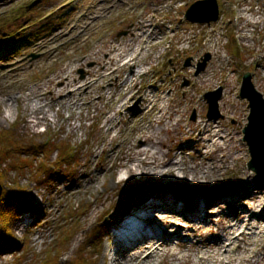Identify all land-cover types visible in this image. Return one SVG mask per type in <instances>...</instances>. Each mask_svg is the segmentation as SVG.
I'll use <instances>...</instances> for the list:
<instances>
[{"label":"rangeland","instance_id":"1","mask_svg":"<svg viewBox=\"0 0 264 264\" xmlns=\"http://www.w3.org/2000/svg\"><path fill=\"white\" fill-rule=\"evenodd\" d=\"M198 1L201 0L0 1V50L5 48L4 44L9 39L20 42L25 34L34 35L24 47H19L7 57H0V108L11 105L15 121L9 125L0 111V134L12 132L7 135L18 136L23 146L32 142L41 145L36 150V157L32 155L33 149L21 148L9 153L4 165L11 171L7 180L0 182L3 191L20 187L28 206L27 211L20 212L12 222L16 249L0 253V264H44L48 260L47 253L54 256L56 250L61 251L60 264H75L81 258L103 264V254L108 247L107 235L101 233L104 222L112 217L115 209L118 212L138 188L145 192L148 190L146 185H117V174L121 172L122 165L129 162L125 156L136 144L137 130L141 126L157 127V124L150 123L152 116L135 119L144 92L157 95L158 89L164 90L166 104L171 108H168L169 113L172 109L184 112L181 142L176 144L178 139L176 142L167 139L165 153L171 151L170 158L173 154L174 160L184 157L190 167L206 162L208 149L196 146L200 131L193 124L221 121L227 135L231 134L230 139L239 150L240 159L237 162L229 160V167L225 166L226 169L220 173L222 181L216 184L217 190L243 185H253V188L254 184L264 187V183L247 166L251 157L243 141V131L248 125L250 110L248 101L240 97L244 74L250 73L257 92L264 98V0H218L221 17L210 25L186 20L187 10ZM248 8L252 13L245 12V16L252 18V22L260 20L262 23H244L240 12L242 15V11ZM258 8L261 14L256 13ZM143 22H150L152 31L156 28L154 35L159 40L150 44L149 54L140 62L147 74L136 86L139 95L124 101V92L117 91L119 82L133 73L132 68H122L119 69L120 80L117 81L115 75L104 78L87 96L82 91L77 92L75 96L81 100V106L73 111L47 95L50 106L44 111L48 121H43V116L38 115L33 121L39 120V123L29 126L31 108L25 106L22 97L30 89L53 74L66 70L67 66V74H71L72 79L85 81L88 73L93 74L94 69H100L96 62L90 61V55L101 50L99 59L103 61L104 47L114 43L116 47L122 45L128 49L127 45L133 47L134 42L142 44L147 39L146 36L133 38L134 34H144ZM24 28L28 29L22 31ZM243 33L249 38L241 40ZM216 43L218 47L214 49ZM52 54L54 57H50ZM207 56L210 59L205 70L197 74ZM86 57L88 59L82 64H72L73 60ZM201 74L204 78L199 79ZM206 77L213 81L201 83ZM92 78L90 76L88 80ZM59 85L58 82L51 83L46 93L50 94ZM104 90L106 98L100 100ZM185 90H189V95L184 94ZM209 94L211 96L207 99ZM211 98H218L217 110L213 113L217 117L215 119L209 117ZM120 105L121 112L115 121L107 123ZM114 125L120 127L112 131ZM72 126L77 128L72 130ZM62 143L68 150L75 151L73 159L63 162L65 167H60V157L64 155L62 149L49 152L53 144L65 147ZM111 152L114 153L110 156ZM199 152L203 153L200 157ZM52 166L60 167L59 175L65 176L55 175L56 170L52 171ZM82 173H105L101 178L102 182L106 179V184L96 191L90 190L87 178H84L86 181L81 180ZM42 174L45 176L41 177ZM78 181H83V184L77 186ZM202 190L207 191L208 188ZM107 193L111 194L114 203L93 214L98 196ZM218 197L212 200L206 213L220 210L218 204H222L224 198ZM261 202L264 205V197ZM248 205L252 206V203H242L241 206ZM229 212L221 207V215H229ZM214 218L219 220L217 216ZM93 235L97 238L90 241ZM99 237L102 242L97 249L95 245ZM89 241L92 246L88 245ZM92 251L95 252L92 254Z\"/></svg>","mask_w":264,"mask_h":264},{"label":"bare ground","instance_id":"2","mask_svg":"<svg viewBox=\"0 0 264 264\" xmlns=\"http://www.w3.org/2000/svg\"><path fill=\"white\" fill-rule=\"evenodd\" d=\"M245 12L252 13V9L243 10L242 15L240 12L244 23L249 24L252 18H247ZM256 13L261 14L259 8ZM143 15L144 12L141 16ZM252 23L262 22L258 20ZM141 26H144V34H134L133 38L146 36L147 39L142 44L132 42L133 47L127 45L126 49L122 45L116 47L112 43L102 49L105 55L103 61L99 59L101 50L90 55V61L96 62V67L100 69L91 70L93 74L88 73L85 81L78 82L72 79L71 74H67L69 67L67 66L66 70L53 74L42 84L30 89L29 93L22 97L25 106L31 108L29 126H36L39 123V120L33 121L38 115L43 116V121H48L47 113L44 111L50 106L47 95L73 111L81 106V100L75 96L77 92L82 91L83 95L87 96L94 85L104 78L115 75L117 81L120 80L119 69L122 68H132L133 73L119 82L117 91L124 92L123 95L126 96L124 101L130 96L139 95L140 91L136 90V86L147 74L140 62L143 56L149 54L150 44H155L159 40L157 39L159 37L154 35L156 28L152 31L153 25H150V22H143ZM241 38L249 37L243 33ZM217 47L218 43L213 45L214 49ZM214 54L218 55L217 52ZM50 57H54V54ZM86 59L88 58L73 60L72 64H82ZM203 74L199 79L202 76L204 78ZM90 76L93 78L88 80ZM211 81L213 80L206 77L201 83ZM53 82L60 83L59 87L52 89L50 94L46 93V89ZM163 91L158 89L157 95L153 92L141 94V107L137 109L135 119L152 116L153 120L150 123L157 124V127L141 126L137 130L136 144L125 156L129 158V162L124 163L121 172L117 174V185H146L148 190L145 192L138 188L131 198L125 200L121 209L118 212L115 209L112 217L104 222L101 233L107 235L108 247L103 254V264H264V205L261 202L264 187L254 184L253 188V185L251 187L243 185L217 190L216 184L222 181L220 173L226 169L229 160L237 162L240 159L239 150H236L230 139L231 134L227 135L224 131L221 121L193 124L200 131L199 143L196 146L198 149H208L206 162L190 167L187 166L184 157L174 160L173 154L170 158L171 151L166 154L165 149L169 140L176 142L182 136L184 112L179 113L177 109H172L169 113L168 108H171L166 104L167 97L163 96ZM189 93V90L184 91L185 95ZM105 98L106 90L101 93L100 100ZM121 107L122 105L115 109V115L110 116L107 123L115 121ZM178 116L180 119H177ZM118 127L120 125H114L112 131ZM76 128L71 127L72 130ZM180 142L181 140L176 144ZM113 153L111 152L110 156ZM181 154H184L183 151ZM202 154L199 152V157ZM105 173L103 175L82 173L81 180L86 177L87 181L86 179L84 181L88 188L96 191L101 185L103 187L106 184V179L102 182L101 178ZM81 184L83 181H78L76 185ZM113 184L112 181L111 185ZM205 188L208 190L203 191ZM74 193L75 191L71 194ZM216 196L224 198L222 204H218L220 210L206 213L205 210ZM98 199L93 214L114 203L109 193L99 195ZM250 202L252 206H241L242 203ZM222 206L230 211L229 215H221ZM215 216L219 220L216 221ZM100 242L102 240L99 237L97 243ZM94 252L92 251V254Z\"/></svg>","mask_w":264,"mask_h":264},{"label":"trees","instance_id":"3","mask_svg":"<svg viewBox=\"0 0 264 264\" xmlns=\"http://www.w3.org/2000/svg\"><path fill=\"white\" fill-rule=\"evenodd\" d=\"M1 1V0H0ZM30 28V27H29ZM28 28H24L22 29V31L27 30ZM18 33H20L18 31ZM23 37V36H22ZM21 37V38H22ZM16 38V37H15ZM34 38L33 34H25L23 39L26 40L24 42V40L20 39V42L18 40L14 41L9 39L4 45L5 48L0 50V57L4 56L7 57L10 53H14L16 52V50L21 47V46H25V43H29L31 42V39ZM2 44V41L0 42ZM8 133H12L10 131H7L6 133H1L0 134V182H3L5 180H7V176L10 173L11 169L8 168L7 166L4 167L7 159H8V155L9 153H12L14 151H20L21 148L27 149V150H32L33 152V157H36V150L38 148L41 147L40 144H37L35 142H32L30 145H25L23 146L22 143L19 141V137L15 136L12 137L11 135H7ZM14 133V132H13ZM11 141L13 142V144L11 145ZM50 142H48L49 144ZM52 144V143H51ZM63 146L62 147L60 145H56L53 144L52 149L49 151H57L60 152L59 150L62 149L64 152L63 157H60V163L61 166L60 167H65L63 162H67L68 159H73L74 155H75V151L74 150H69L67 149V146L65 144L62 143ZM43 148V147H42ZM31 166L32 162H29ZM4 167V168H3ZM58 167H51V170L55 171L56 170V174L55 175H59V170H61V168ZM70 167V166H68ZM66 167V169L68 168ZM20 168V167H17ZM21 169V168H20ZM64 169V168H62ZM45 173V172H44ZM45 176L44 174L41 175V177ZM60 178H63L65 175H59ZM58 178V179H60ZM27 206L28 203L27 201L24 199V191L18 187L17 189H8L3 191V195H2V199L0 202V253L3 252H7L9 250H11L12 248L15 247L14 243H13V231H12V222L18 217L19 213L24 211H27ZM30 210V209H28ZM97 238V235H93L90 239L94 240ZM90 241L88 243V245L90 244ZM100 245L97 243L96 241V245L95 247L97 248V246ZM90 246H92L90 244ZM89 247V246H88ZM16 249V248H14ZM89 249L91 250H95L91 247H89ZM98 249V248H97ZM56 254L53 256L51 254V252L47 253V258L48 260L44 263V264H60L59 263V258H60V250H56ZM81 261H76L75 264H95L94 261L90 260H86L85 258H81Z\"/></svg>","mask_w":264,"mask_h":264},{"label":"water","instance_id":"4","mask_svg":"<svg viewBox=\"0 0 264 264\" xmlns=\"http://www.w3.org/2000/svg\"><path fill=\"white\" fill-rule=\"evenodd\" d=\"M219 17L220 13L217 0L199 1L191 6L186 13V19L189 22L197 24L210 25L211 23L217 22ZM209 59V56H207L204 63L199 66L196 72L197 74L205 70ZM210 96L209 94L206 98L208 99ZM240 97L248 101V108L250 110L248 125L243 131V141L247 144L251 157L247 166L250 171L256 174L258 180L264 183V98L254 87L252 74L250 73L244 74ZM209 101H211L209 102V117L215 119L217 117L213 113L217 110L218 98H211ZM2 195L3 186L0 183V202Z\"/></svg>","mask_w":264,"mask_h":264},{"label":"clouds","instance_id":"5","mask_svg":"<svg viewBox=\"0 0 264 264\" xmlns=\"http://www.w3.org/2000/svg\"><path fill=\"white\" fill-rule=\"evenodd\" d=\"M0 111H2V113H3L2 118L5 120H8L9 125H11L12 123L15 122L14 118H13L14 109L11 105L4 106L3 108H0Z\"/></svg>","mask_w":264,"mask_h":264}]
</instances>
